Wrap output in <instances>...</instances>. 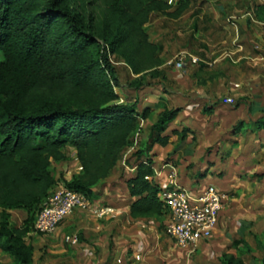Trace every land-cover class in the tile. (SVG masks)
I'll list each match as a JSON object with an SVG mask.
<instances>
[{
  "label": "trees",
  "instance_id": "16d2710c",
  "mask_svg": "<svg viewBox=\"0 0 264 264\" xmlns=\"http://www.w3.org/2000/svg\"><path fill=\"white\" fill-rule=\"evenodd\" d=\"M192 2L0 0V250L15 263L32 262L33 246L23 238L57 184L53 163L66 160L67 148L74 149L81 169L63 184L99 202L93 188L112 173L123 150L134 144L141 121L150 116L149 107L140 110L136 102L119 101L115 88L120 80L110 53L136 75L155 70L162 47L150 39L147 23L156 14L178 18ZM98 8L106 11L112 26L101 36L93 24ZM178 112L163 108L147 141L139 143L135 172L125 179L134 198L128 206L131 217L168 214L150 158L141 156L154 143H168L169 135L160 130ZM251 125L255 131L264 129V118ZM171 133L179 134L177 129ZM21 208L27 211L22 226L9 227L7 210ZM261 235L264 250V231ZM241 243L252 251L246 241L234 242ZM220 261L246 264L232 253H223ZM258 262L264 264V257Z\"/></svg>",
  "mask_w": 264,
  "mask_h": 264
},
{
  "label": "rangeland",
  "instance_id": "374dc122",
  "mask_svg": "<svg viewBox=\"0 0 264 264\" xmlns=\"http://www.w3.org/2000/svg\"><path fill=\"white\" fill-rule=\"evenodd\" d=\"M192 7H196V17L181 19L177 25L168 24L165 15H153L154 23L148 25L147 30L150 39L162 47L160 65L155 70L136 75L124 60L110 53L120 80V85L115 88L119 101L136 102L140 110L151 108L149 118L143 121L135 138L136 147L125 156L124 149L121 158L125 157L128 163L134 162L139 143L143 145L147 141L157 114L163 108H179L175 120L165 127L175 123L179 134L175 135L173 149L181 148L184 157L182 161L173 157L167 160L175 166L183 165L190 175H197L201 190L215 185L200 172L203 162L206 164L204 171L219 161L223 167L215 173L216 176L227 171L234 175L235 182L242 186L238 190L245 193L243 198L247 202L244 208L239 209L245 222L236 224L243 226L244 238L252 251L249 252L241 243L237 252L232 254L240 255L246 264H257L264 257L261 246L264 231V129L255 131L251 123L264 118V1L193 0ZM93 24L98 36L109 32L112 27L102 8L95 11ZM99 40L102 42V38ZM181 52L197 57L198 61L186 62L182 69L167 64ZM138 83L141 86L136 89ZM226 98L232 101L226 102ZM183 133L186 135L182 139ZM66 153V160L53 163L52 170L57 179L53 189L64 185L65 179L70 180L80 171L74 149L67 148ZM120 162L116 171L123 182L127 172ZM118 197L125 198L120 191ZM249 197H258L257 200L262 201L250 206ZM94 199L108 204L103 197ZM7 212L8 226L13 228L22 226L27 217V211L22 208ZM72 215L81 222L68 226L67 218L50 234L34 232L30 227L23 241L33 246L31 264H95L96 258L82 254V248L88 241L87 234L94 233L98 220L88 211H77ZM145 218L151 220L150 229L156 233L150 246L155 242L160 244L156 248L163 250H152V262H157L163 255L168 262L171 254L175 253L180 255L182 264H187L185 255L188 257L190 254L188 264H199L193 255L195 250L189 253L187 249L173 245V240L166 233L168 215ZM254 234L260 239H255ZM73 235L78 236L77 243L67 240ZM134 260L140 262L135 256ZM205 262L218 264L212 256ZM0 264L17 263L9 253L0 250Z\"/></svg>",
  "mask_w": 264,
  "mask_h": 264
},
{
  "label": "crops",
  "instance_id": "0c3cea01",
  "mask_svg": "<svg viewBox=\"0 0 264 264\" xmlns=\"http://www.w3.org/2000/svg\"><path fill=\"white\" fill-rule=\"evenodd\" d=\"M195 11L196 7L191 6L178 18H169L166 16V19L169 20L167 23L177 25V23H180L181 19L190 18L191 20L197 15L195 14ZM201 16L202 15H200V17ZM152 17L147 23V26L154 23ZM143 121L144 120L141 121V125H143ZM173 129H177L175 123L161 129L160 133L162 135H169L168 143L165 145L154 143L151 150L141 156L142 159H145V156L148 154L146 157H149L151 161V168L153 169L152 177L155 183L159 184L160 187L166 185L169 166H175L173 163L168 161L167 158L173 157L175 160L179 159L182 161V157H184L181 148L173 149L175 145L174 140L176 138L175 134L171 133ZM135 147L136 145L134 144L127 147L123 156L130 151H133ZM123 158L124 157L120 159V164L122 163ZM139 159L137 157L134 162L130 163L126 161L128 166L134 167L133 170H128L122 164L125 172H127L126 176H124L125 178H123V182L120 181L119 174H117L116 171V168L119 166L118 161L112 173L93 188L94 194L97 195L96 198L103 197L108 201V204L115 207V212L112 215L100 219L95 218V220L98 221L94 225V233L87 234V243L90 242V244L84 243V247L82 248V254L87 255L88 257L96 258L95 264L98 261H107L111 264H136L137 261L134 260V256L137 254L140 255V262H137L138 264H182L180 255L175 253L171 254V260H168V262H166L165 258H163L164 255L157 262H152L150 254L154 251V249L159 248L160 244L154 242L152 247L150 246L151 239H154L156 235V233L150 229L152 228V225L150 224L151 220H147L145 217L134 218L129 214L128 206L134 198H132L129 194L125 184V179L135 172V164ZM208 159L212 158L209 157ZM213 160L214 159L211 161ZM175 167L177 170V180L181 185L193 191L201 190L200 186H198L197 175H190L188 170L183 169V165H176ZM207 167V171H204V169H206V164L203 162L200 166V172L206 175V180L210 183H215L216 187L225 192L228 198L226 200L225 208L220 213L216 226L210 231L208 238L201 240L197 244L195 249L196 252L193 255L199 264L207 263L205 262V259L209 256H212L213 258L215 257V259L218 260V264H221L220 257L223 253H236L237 248H240V244H234L235 241H246L244 238L246 232L242 230L243 226H240V224L237 225L236 223L245 222L244 216H240L241 211L239 209L240 207L244 208L245 203L247 202L246 199L243 198L245 193L238 190L239 187L242 186L238 184L239 182H235L234 175L230 174V171H227L223 175H215V173L220 171L219 169L223 167L219 161ZM215 169L218 170L216 171ZM121 183L123 185H121ZM119 191L125 198L122 199L118 197ZM257 198L252 199L249 197V205L251 206V204L262 201L257 200ZM96 200L100 201V199ZM71 215L66 217V219L68 218V226L76 223L79 224L81 222L80 220L73 218V215ZM240 217L243 218L240 219ZM173 245L175 246L174 241ZM159 250L163 252L162 248L157 249V251ZM189 256H191V254ZM188 257L185 255V261L187 264L189 263Z\"/></svg>",
  "mask_w": 264,
  "mask_h": 264
},
{
  "label": "built area",
  "instance_id": "2783aa9c",
  "mask_svg": "<svg viewBox=\"0 0 264 264\" xmlns=\"http://www.w3.org/2000/svg\"><path fill=\"white\" fill-rule=\"evenodd\" d=\"M197 61V57L181 52L176 58L168 60L167 64L176 69H182L186 62L196 63ZM231 101V98H226V102ZM74 157L77 160L76 156ZM122 164L128 170L134 169L128 166L125 157L122 159ZM78 169H81L80 165ZM159 197L168 210L167 235L177 247L187 249L189 253L196 249L201 240L208 238L227 200V194L215 185H208L200 191L184 187L178 182L176 167L172 165L169 166L166 185L161 187ZM75 211H88L100 219L112 215L115 207L111 204L92 201L84 193L72 190L65 185H58L41 202L33 230L41 234H50ZM67 240L77 243L79 238L73 235ZM135 259H140V255H135ZM96 264L111 263L98 261Z\"/></svg>",
  "mask_w": 264,
  "mask_h": 264
}]
</instances>
